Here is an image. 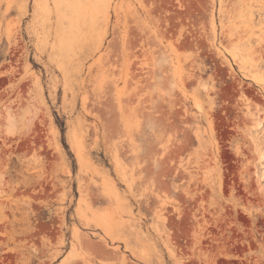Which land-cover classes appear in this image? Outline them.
Segmentation results:
<instances>
[{"label": "rangeland", "instance_id": "rangeland-1", "mask_svg": "<svg viewBox=\"0 0 264 264\" xmlns=\"http://www.w3.org/2000/svg\"><path fill=\"white\" fill-rule=\"evenodd\" d=\"M262 36L264 0H0V264H264Z\"/></svg>", "mask_w": 264, "mask_h": 264}, {"label": "bare ground", "instance_id": "bare-ground-1", "mask_svg": "<svg viewBox=\"0 0 264 264\" xmlns=\"http://www.w3.org/2000/svg\"><path fill=\"white\" fill-rule=\"evenodd\" d=\"M245 32V31H244ZM257 51H259L260 52V55L261 56H264V36H262L260 39H259V45H258V47H257ZM165 72H166V70H165ZM174 91V90H173ZM176 91V90H175ZM172 94H174V92L172 93ZM177 95V94H176ZM169 99H171V98H169ZM180 99V98H179ZM172 101V100H171ZM177 101V100H176ZM170 103V102H169ZM178 106V105H177ZM252 106V105H251ZM264 106V105H263ZM262 106V107H263ZM253 107V109L256 107V106H252ZM264 108V107H263ZM259 110H262L261 109V107L260 108H258ZM178 111V110H177ZM253 111V110H252ZM264 111V110H263ZM175 112V111H174ZM173 112H171V114H172ZM256 113V112H255ZM259 113H260V111H259ZM174 114V113H173ZM176 114H177V112H176ZM257 114H258V112H257ZM179 116H182V115H179ZM174 118V117H173ZM176 119V118H175ZM182 121V120H181ZM173 122V121H172ZM185 122V121H184ZM174 127H175V125H174ZM173 144L176 146V144H175V141L173 142ZM172 144V145H173ZM174 148H177V147H174ZM175 150V149H174ZM173 152V151H172ZM78 264H81V263H78Z\"/></svg>", "mask_w": 264, "mask_h": 264}]
</instances>
